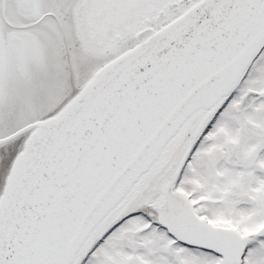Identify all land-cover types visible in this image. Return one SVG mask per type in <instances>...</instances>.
Returning <instances> with one entry per match:
<instances>
[{
  "label": "snow or ice",
  "instance_id": "6c2138e0",
  "mask_svg": "<svg viewBox=\"0 0 264 264\" xmlns=\"http://www.w3.org/2000/svg\"><path fill=\"white\" fill-rule=\"evenodd\" d=\"M0 264H264V0H0Z\"/></svg>",
  "mask_w": 264,
  "mask_h": 264
}]
</instances>
